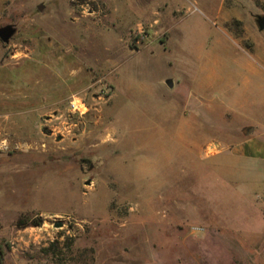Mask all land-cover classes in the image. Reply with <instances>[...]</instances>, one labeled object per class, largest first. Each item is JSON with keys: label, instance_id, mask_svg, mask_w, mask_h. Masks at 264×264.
<instances>
[{"label": "rangeland", "instance_id": "1", "mask_svg": "<svg viewBox=\"0 0 264 264\" xmlns=\"http://www.w3.org/2000/svg\"><path fill=\"white\" fill-rule=\"evenodd\" d=\"M250 16L263 36L264 0H0V264H264Z\"/></svg>", "mask_w": 264, "mask_h": 264}, {"label": "crops", "instance_id": "2", "mask_svg": "<svg viewBox=\"0 0 264 264\" xmlns=\"http://www.w3.org/2000/svg\"><path fill=\"white\" fill-rule=\"evenodd\" d=\"M252 16L244 18V17H239V20L242 21L245 25L244 28L246 30V34L251 33L252 38H253V46L251 48H246L240 46L241 52L243 54V57L240 60L239 63V68H240V77H241V85L243 88H248V87H254L256 89V95L251 98V101L249 104H247V100L242 98V103L246 104L245 110L241 109L240 114L243 118V120H252L254 118V110H257L259 101L262 103L264 102V35L261 36L260 34H255L253 30V26L247 25L248 23H251ZM73 24H79V20L76 21L75 19L72 20ZM223 32H226V28L220 27ZM259 31H262L259 29ZM257 91H260L261 94L259 93L258 95L260 98H258ZM200 93L199 88H194L192 92V96H195L196 94ZM261 99V100H260ZM254 107V110H253ZM256 107V108H255ZM242 129H247L253 128L252 132L256 131L257 126L252 124V123H240L239 125ZM209 154L213 153L215 151V148L213 146L209 147L208 150ZM243 153L246 154V151H243ZM215 232L216 229H215ZM207 232L203 233V237H205ZM245 243L248 244L250 247L256 249L259 247H264V231L263 232H255L252 235H249L248 237H245ZM203 240V239H202ZM200 257H194L192 256L189 258L186 262V264L191 263V260L194 261V263L199 264H207V262L203 257L202 262L199 260ZM114 261L109 260L107 263L108 264H113ZM118 263L117 261L115 264ZM178 264L179 260L177 261ZM184 264V263H181ZM209 264V263H208Z\"/></svg>", "mask_w": 264, "mask_h": 264}, {"label": "water", "instance_id": "3", "mask_svg": "<svg viewBox=\"0 0 264 264\" xmlns=\"http://www.w3.org/2000/svg\"><path fill=\"white\" fill-rule=\"evenodd\" d=\"M43 6L39 5V10H42ZM257 23H258V27L260 30H264V16H259L257 19ZM15 33V28L12 25H6V26H2L0 27V39L3 42H8L12 36ZM169 86L172 87L173 86V82L169 81ZM253 128H249L248 133L252 132ZM63 223L62 222H57L56 226L60 227L62 226Z\"/></svg>", "mask_w": 264, "mask_h": 264}, {"label": "built area", "instance_id": "4", "mask_svg": "<svg viewBox=\"0 0 264 264\" xmlns=\"http://www.w3.org/2000/svg\"><path fill=\"white\" fill-rule=\"evenodd\" d=\"M80 100V101H78ZM71 106L74 111L77 112H83V108H85L84 101H82L79 97H74L73 100L71 101ZM197 231H202V228H195Z\"/></svg>", "mask_w": 264, "mask_h": 264}, {"label": "trees", "instance_id": "5", "mask_svg": "<svg viewBox=\"0 0 264 264\" xmlns=\"http://www.w3.org/2000/svg\"><path fill=\"white\" fill-rule=\"evenodd\" d=\"M20 224H24V225H27L28 223L23 221V219L20 220ZM35 224H40V222H35Z\"/></svg>", "mask_w": 264, "mask_h": 264}]
</instances>
